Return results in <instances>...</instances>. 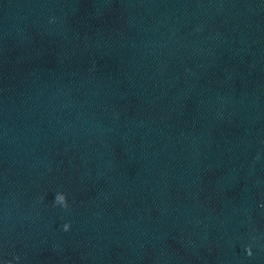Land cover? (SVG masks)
Instances as JSON below:
<instances>
[{"label":"clouds","instance_id":"clouds-1","mask_svg":"<svg viewBox=\"0 0 264 264\" xmlns=\"http://www.w3.org/2000/svg\"><path fill=\"white\" fill-rule=\"evenodd\" d=\"M54 204L59 205V206L64 207V208H67L68 207V202H67L66 195L64 193H62V192L57 193L55 195V197H54ZM63 228H64L65 231H67V230H69L70 225L66 223V224L63 225ZM246 251H247V254L249 256L252 255V250H251L250 246L246 249Z\"/></svg>","mask_w":264,"mask_h":264}]
</instances>
